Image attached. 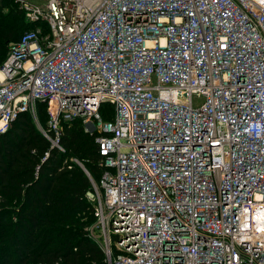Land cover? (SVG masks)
<instances>
[{
	"label": "built area",
	"instance_id": "built-area-1",
	"mask_svg": "<svg viewBox=\"0 0 264 264\" xmlns=\"http://www.w3.org/2000/svg\"><path fill=\"white\" fill-rule=\"evenodd\" d=\"M17 1L0 134L28 112L65 151L82 120L107 264H264V0Z\"/></svg>",
	"mask_w": 264,
	"mask_h": 264
},
{
	"label": "trees",
	"instance_id": "trees-1",
	"mask_svg": "<svg viewBox=\"0 0 264 264\" xmlns=\"http://www.w3.org/2000/svg\"><path fill=\"white\" fill-rule=\"evenodd\" d=\"M5 6L0 0V65L9 45L35 26L19 4ZM101 114L111 120L113 105L103 104ZM38 118L46 127L42 104ZM62 143L65 151L50 149L28 112L0 134V264H107L89 234L96 220L87 198L93 184L78 163L98 182L103 171L98 144L81 119L64 123Z\"/></svg>",
	"mask_w": 264,
	"mask_h": 264
},
{
	"label": "rangeland",
	"instance_id": "rangeland-1",
	"mask_svg": "<svg viewBox=\"0 0 264 264\" xmlns=\"http://www.w3.org/2000/svg\"><path fill=\"white\" fill-rule=\"evenodd\" d=\"M5 1H6V6H5V7H7V8H8L10 5H11V6L16 5V3L19 4L17 0H5ZM35 1H36L37 3L41 2V1H39V0H35ZM9 47H10V45H9ZM87 198H88L89 201H91V199H90L89 197H87Z\"/></svg>",
	"mask_w": 264,
	"mask_h": 264
}]
</instances>
